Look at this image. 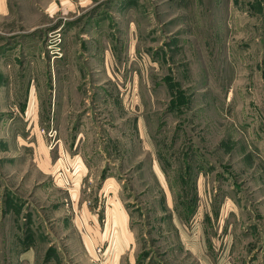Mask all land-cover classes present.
Instances as JSON below:
<instances>
[{"label":"rangeland","instance_id":"374dc122","mask_svg":"<svg viewBox=\"0 0 264 264\" xmlns=\"http://www.w3.org/2000/svg\"><path fill=\"white\" fill-rule=\"evenodd\" d=\"M115 198L120 264L264 261V0H0V264H114Z\"/></svg>","mask_w":264,"mask_h":264},{"label":"crops","instance_id":"0c3cea01","mask_svg":"<svg viewBox=\"0 0 264 264\" xmlns=\"http://www.w3.org/2000/svg\"><path fill=\"white\" fill-rule=\"evenodd\" d=\"M107 191L109 190L107 189ZM107 191L104 193L105 195H108L109 193L108 195L109 197L113 196V195H110V191L109 192ZM118 200L120 201V199ZM118 200L116 201V198H115V201L113 200L114 204H111V200H110L109 208L108 210H106L105 229L101 231L102 239L109 244V249L112 248L114 251V254H115L114 264H120L119 259L121 258L122 253L125 252V250H127L128 252V249H131L130 253L131 254L134 253V250L132 249L135 246V240H136L135 230L131 228V224H130V220H131L130 213L127 211L125 206L123 207L119 206ZM262 203L263 202H261V204ZM174 227L176 229L175 231L177 232V234H179L180 233L179 225L175 224ZM256 227H257V230L262 233V235H258V236H264V220L257 222L256 226L251 229L247 228L250 230L251 235L254 232L257 233V230L255 229ZM225 228L226 226L222 228L223 232H225ZM252 237H255V235H253ZM239 238L240 237H238V240ZM243 240L244 239H241L239 240V242ZM86 246L88 247V244H86ZM230 257H233V256H230ZM200 259H201L202 264H261V263L264 264V261H262V259L260 258L248 260V258L244 259L243 257H240V256L237 257V259H230L229 262H227L228 259L226 258V256H221L220 258L217 257L214 259H212L209 256L208 257L203 256V257H200ZM129 262L130 264H134V262H136L135 256L133 257L130 256Z\"/></svg>","mask_w":264,"mask_h":264},{"label":"built area","instance_id":"2783aa9c","mask_svg":"<svg viewBox=\"0 0 264 264\" xmlns=\"http://www.w3.org/2000/svg\"><path fill=\"white\" fill-rule=\"evenodd\" d=\"M62 160H63V158L61 157L60 158V163L62 164V169H64V165H66V163H64V162H62ZM64 171H60V173H59V176H62V175H64ZM63 179H64V177H63ZM99 251L101 252V249H99ZM97 254H98V252H97Z\"/></svg>","mask_w":264,"mask_h":264}]
</instances>
